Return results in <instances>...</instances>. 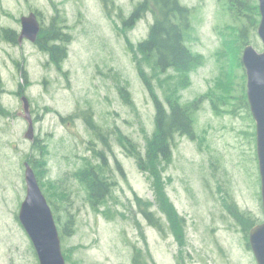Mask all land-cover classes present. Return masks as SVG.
Instances as JSON below:
<instances>
[{
	"label": "rangeland",
	"instance_id": "rangeland-1",
	"mask_svg": "<svg viewBox=\"0 0 264 264\" xmlns=\"http://www.w3.org/2000/svg\"><path fill=\"white\" fill-rule=\"evenodd\" d=\"M141 1L115 0L123 12ZM179 1L192 10L196 39L187 44L202 62L178 92L182 105L197 101L195 137L175 135L171 163L161 169L165 193L185 221L182 243L170 232L158 206L150 210L165 225L162 232L142 215L135 195L155 202L151 181L118 140L120 135L127 137L143 153L146 137L154 130L153 100L139 73L152 76V71L135 52V45L147 38L151 14L125 32L113 12L106 17L101 0H0V29L14 31L17 37L20 18L35 12L41 27L47 28L56 17V24L71 38L67 58L57 68L35 44H13L0 37V264H38L18 220L26 192L24 163L31 166L29 160L37 161L44 173L38 182L43 195L58 206L52 212L64 257L66 250L73 249L66 264H132L136 249L139 259L151 264H256L222 198L229 194L240 212L257 224L263 221L255 124L240 101L245 73L236 64L238 54L228 50L237 28L245 22L251 25L232 16L225 8L226 0ZM246 36L249 45L261 52L257 27H249ZM23 70L29 83L19 96ZM170 72L151 79L166 107L163 80ZM219 79L231 87L227 98L216 87ZM121 89L128 93V104L120 97ZM22 96L29 102L32 142L24 137ZM82 112L90 115L102 136L89 130L80 115L64 123L68 116ZM101 152L109 189L96 211L75 174L99 165ZM67 216L71 234L60 236L56 219L64 223Z\"/></svg>",
	"mask_w": 264,
	"mask_h": 264
},
{
	"label": "trees",
	"instance_id": "trees-1",
	"mask_svg": "<svg viewBox=\"0 0 264 264\" xmlns=\"http://www.w3.org/2000/svg\"><path fill=\"white\" fill-rule=\"evenodd\" d=\"M101 1L104 7L108 8L107 4L112 0ZM249 1L250 0H226L225 2V8L230 14L234 13V15H232L233 17L237 19L242 17L251 25L248 26L245 22V24L238 27L235 31L232 43H229L231 47H228L229 52L233 50L238 54L236 64H239L241 68V52L243 48L249 44L246 33L249 27H257L259 21L257 2L255 0H251L254 2ZM147 14H151L153 23L149 27L147 38L135 45V52L140 56L138 60L141 63L147 64L152 71V76H146L141 70H139V73L153 100L154 130L149 137H146L143 153L140 149L135 148V145L127 137L120 135L118 140L129 155L134 158L138 169L151 181V189L154 193L155 202L152 203L148 200H143L135 195L137 206H139L142 215L150 225L162 232L165 225L162 223L160 224L161 218H155L154 212L150 210L153 206H158L159 212L164 215L169 225L170 232L175 239L182 243L185 221L184 218L176 213L172 202L165 193V182L162 179L161 169L171 163L175 145V135L187 136L190 139H194L195 137L193 113L197 101L182 105L179 102L178 92L189 84V73L202 62L201 57L194 54L187 44L190 40L196 39L192 36L194 29L191 25L192 10L190 8L182 5L179 0H142L136 6L134 17L131 21L133 20L136 22L144 18ZM131 28L132 25H127L123 31L126 32ZM0 37L7 42L13 44L17 43L16 33L9 29H0ZM226 41L227 40H225L224 43H226ZM70 42V36L62 32V29L56 24V17H54L47 28L41 27L35 45L39 51L48 55L50 63L60 68L61 63L67 58V48ZM226 53L227 52L224 50L221 51V56L225 57ZM167 71H171V74L163 80L166 85L164 96L167 103L166 107L162 100L155 94L151 79L157 78L159 74H163ZM21 75L24 83L23 86L19 87L17 92L19 96H21L29 83L27 74L24 70ZM230 77V74L226 75L227 80L230 79ZM168 78L171 80L166 84L165 82ZM173 78H176L177 81L173 82ZM216 87L221 88L220 90L224 92L223 97L227 98L230 85H227L223 79H219L216 82ZM0 88V91H3L1 76ZM119 94L121 99L128 104L130 101L128 93L121 89ZM211 94L214 95V92L211 91ZM240 101L243 102V105L248 110L245 89H243V96ZM212 106L214 110L218 111V108L213 102ZM78 115L83 118L89 130L95 135L102 136L98 126L94 124L90 115L85 114V112L68 116L67 119L63 121L67 124L69 121L78 118ZM45 153V150L40 147V155L44 157ZM98 156V158L101 159L99 165L86 166L75 174V177L84 185L88 194L89 203L96 211L99 210V204H103L109 189V183L103 176V168L101 165L105 162L103 153H99ZM28 162L31 164L38 182H40V177L44 173L39 166H37L38 162L34 160H29ZM43 164L44 160L42 159L41 165ZM58 198L60 202L63 201L61 197L58 196ZM222 198L224 201L223 206L234 219L235 223L241 227L247 239V234L256 224V221L252 219L250 215H245L243 212H240L229 194ZM227 200L230 202L228 203ZM47 202L51 209L57 212L58 206H56L54 201L48 199ZM56 216L57 215H55V217ZM56 221L60 223V236L71 234L72 222L69 216H67L64 223H61L60 219H56ZM72 251L73 249L66 250V262H71ZM139 257V250L136 249V252L133 254V264H151L146 260H142V258L139 259Z\"/></svg>",
	"mask_w": 264,
	"mask_h": 264
},
{
	"label": "water",
	"instance_id": "water-1",
	"mask_svg": "<svg viewBox=\"0 0 264 264\" xmlns=\"http://www.w3.org/2000/svg\"><path fill=\"white\" fill-rule=\"evenodd\" d=\"M259 23L257 35L262 51L257 52L251 45L245 46L241 64L246 75V99L251 117L255 123L256 159L260 177V198L263 222L248 232V246L256 264H264V0H257ZM18 43L23 40L35 43L40 32V23L35 13L20 18ZM23 118L27 123L24 137L33 141L34 128L29 113V102L21 97ZM25 197L18 213V220L27 234L38 264H66L60 244V237L51 208L42 193L36 175L28 163H24Z\"/></svg>",
	"mask_w": 264,
	"mask_h": 264
},
{
	"label": "flooded vegetation",
	"instance_id": "flooded-vegetation-1",
	"mask_svg": "<svg viewBox=\"0 0 264 264\" xmlns=\"http://www.w3.org/2000/svg\"><path fill=\"white\" fill-rule=\"evenodd\" d=\"M137 5H138V3H136L135 5H132L130 7V9H128V11L123 12V7L121 4L116 3L115 0H113L110 3L109 7L113 8V10H114L113 18L114 17L116 18V22L118 23V27H120L121 29H124L125 26H127V25H132V28H133V26H135L137 21L134 22L133 20L131 21V19L134 17L135 8ZM105 14H106V17L109 18L107 9H105ZM132 264H133V258H132Z\"/></svg>",
	"mask_w": 264,
	"mask_h": 264
}]
</instances>
